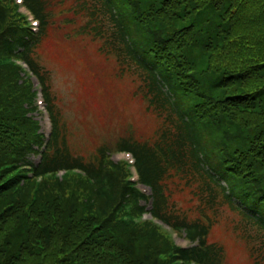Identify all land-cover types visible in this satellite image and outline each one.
Listing matches in <instances>:
<instances>
[{"label":"trees","instance_id":"obj_1","mask_svg":"<svg viewBox=\"0 0 264 264\" xmlns=\"http://www.w3.org/2000/svg\"><path fill=\"white\" fill-rule=\"evenodd\" d=\"M47 1L0 0V264H223L224 245L209 240L212 223L182 212L168 193L171 179L212 207L236 210L243 234L256 240V264H264V0L81 4L93 34L161 116L152 138L116 142L132 154L136 180L105 144L88 159L70 147L36 56L48 32ZM32 76L48 134L34 115ZM60 170L68 172L62 180L54 176ZM144 211L189 244L137 221Z\"/></svg>","mask_w":264,"mask_h":264},{"label":"rangeland","instance_id":"obj_2","mask_svg":"<svg viewBox=\"0 0 264 264\" xmlns=\"http://www.w3.org/2000/svg\"><path fill=\"white\" fill-rule=\"evenodd\" d=\"M7 3L12 5L14 0H7ZM47 3L48 32L38 45L36 56L48 73L49 89L72 151L88 159L96 153L99 145L105 144L109 148L108 156L116 162L126 161L132 172L130 178H136L132 155L118 150L116 142L120 137L152 138L161 124V116L139 90L136 77L124 72L101 37L93 34L90 15L86 8L81 7L82 3L90 7L91 0H48ZM18 11L32 19L33 14L25 4L20 3ZM15 61L19 63L18 59ZM32 78L38 89L36 104L40 108L34 115L41 124V130L47 133L51 128L50 118L44 101H41L44 100L41 88L36 78ZM66 174L67 171L60 170L54 176L62 180ZM41 179L38 177L39 181ZM137 186L150 193L148 186L139 182ZM168 193L182 212L210 220L209 240L224 245L223 264H256L252 254L256 240L250 230L248 235L243 234L239 226L241 215L228 203L212 207L192 194L179 179L169 181ZM125 216L129 220L135 217L132 213ZM135 219L156 222L174 243L180 246L189 244L183 232L155 219L147 211Z\"/></svg>","mask_w":264,"mask_h":264}]
</instances>
